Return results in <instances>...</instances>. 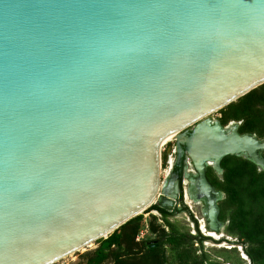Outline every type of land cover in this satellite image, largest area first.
Instances as JSON below:
<instances>
[{
	"label": "water",
	"instance_id": "water-1",
	"mask_svg": "<svg viewBox=\"0 0 264 264\" xmlns=\"http://www.w3.org/2000/svg\"><path fill=\"white\" fill-rule=\"evenodd\" d=\"M263 84L264 0H0V264H56L144 213L169 141L172 189L192 216L188 159L218 231L207 164L264 171V138L211 115Z\"/></svg>",
	"mask_w": 264,
	"mask_h": 264
},
{
	"label": "trees",
	"instance_id": "trees-1",
	"mask_svg": "<svg viewBox=\"0 0 264 264\" xmlns=\"http://www.w3.org/2000/svg\"><path fill=\"white\" fill-rule=\"evenodd\" d=\"M223 125L230 120H241L240 133L256 134L264 138V84L250 91L236 102L221 110ZM223 178L213 172L211 179L217 189L225 193L219 202L220 219L228 221L227 232L241 244H246L245 252L251 264H264V171L242 157L227 156L222 162ZM157 211L165 226L171 228L167 217L171 213L159 204H153L144 213L130 219L107 238L96 243L98 248L91 254L88 264H101L113 259V264H206L205 260L193 252L191 241L176 230L167 231L155 222L150 223L151 231L160 236L137 243L136 235L143 227L144 214ZM153 219L157 217L153 215ZM160 228V229H159ZM170 249L172 259L166 252ZM229 264L211 261L209 264Z\"/></svg>",
	"mask_w": 264,
	"mask_h": 264
},
{
	"label": "rangeland",
	"instance_id": "rangeland-1",
	"mask_svg": "<svg viewBox=\"0 0 264 264\" xmlns=\"http://www.w3.org/2000/svg\"><path fill=\"white\" fill-rule=\"evenodd\" d=\"M223 114L221 111L215 112L214 114L211 115L212 119H220L223 117ZM241 122V120H230L227 124H230L231 122ZM171 149V156L168 157L166 160V151L168 149ZM174 148H175V141H169L167 144L163 146L162 150V158H163V173H162V179L163 181L165 180V177L167 175V170L170 167V160L175 159V153H174ZM184 168L188 170V178L186 180H190L193 178V176L196 174L195 169H193V165H191L190 161L187 159L184 162ZM212 170V169H210ZM224 171L221 173L218 172L216 176L222 180ZM178 181H176L177 183ZM187 185H184V188L186 189ZM219 190V189H218ZM221 191V190H220ZM223 192V191H221ZM223 199L225 198V193L223 192ZM163 192L160 194L156 204L161 205V200L166 196ZM178 195V188L176 186L175 189L172 190L170 193L169 198L174 203V200H177L176 197ZM222 197V196H221ZM222 199V200H223ZM163 202H165V199H163ZM185 202L187 205L190 207V210L195 216V218L198 221V224L200 226V229L202 228V223L204 225V229L201 230V232H198L196 229V225L192 218L190 217L188 212H176L175 216H172L170 218L171 222L174 224V226L185 236H187V241H191V248L193 252H195L198 256L202 257L205 260L206 264H209L211 261H218V262H226L228 261L229 264H251V260L247 253L245 252V247L246 244H241L238 239H236L233 236H230L227 232V225L228 221H223L220 229L215 232L217 234L214 236V238H208V234L210 232H214L213 230L207 229V218L202 215V209L204 205L199 201V202H193L192 201H187L185 198ZM195 203V204H194ZM204 203V202H203ZM165 205H167L165 203ZM167 209V208H166ZM153 215L157 217V220L153 219ZM155 222L156 224L160 225V228H166L167 231H169V227L165 226V222L162 219L161 215L157 211H152L150 213L144 214V219H143V227L140 228L139 233L136 235V242L141 243L145 239L152 238V239H157L160 235L157 232H152L150 223ZM148 230H146V229ZM159 228V229H160ZM141 231L144 232L143 238H140ZM211 236V235H210ZM218 236V237H217ZM189 239V240H188ZM216 239V240H215ZM99 244L98 243H93L92 245L86 247L85 249L63 259L60 261L58 264H88V259L91 254L98 248ZM167 256L169 259H172V252L170 249L167 250L166 252ZM114 261L113 259L106 260L105 262L101 264H113ZM228 264V263H227Z\"/></svg>",
	"mask_w": 264,
	"mask_h": 264
},
{
	"label": "bare ground",
	"instance_id": "bare-ground-1",
	"mask_svg": "<svg viewBox=\"0 0 264 264\" xmlns=\"http://www.w3.org/2000/svg\"><path fill=\"white\" fill-rule=\"evenodd\" d=\"M213 121L215 120V119H212ZM232 124V123H231ZM235 126H237V125H235ZM235 126H233V127H229L228 125H227V127H226V131L228 132V131H231L232 129H234L235 128ZM172 139V137L170 138V140ZM186 160V159H185ZM175 159H171L170 160V167H169V169L167 170V175H166V177H165V180L163 181V184H162V187H163V193L166 195V200H165V203L168 205V206H172L174 203H173V201L171 200V198H169V196H170V193L172 192V187H171V184H170V181H171V179H170V177H172V176H174V169H173V166H174V164H175ZM208 167L210 166V167H212V168H214V170L215 171H217L218 172V169L216 168V164L214 163V162H209L208 164ZM261 169H264V165H262V167H261ZM195 172H196V170H195ZM183 175H184V185H187V187H186V189H185V198H186V200L187 201H192V203L193 202H199V201H202L201 199L202 198H197V197H194V195H193V189H196V185H197V182H198V180H197V178H198V175H197V172H196V174L193 176V178L192 179H190V180H186V178H188V170L186 169V168H183ZM171 187V188H170ZM176 188V186H174V189ZM179 192V191H178ZM196 195V194H195ZM197 196V195H196ZM221 196V195H220ZM221 198V197H220ZM195 204V203H194ZM205 208V206L203 207V209H202V215L204 216V217H206L205 216V214H207L206 213V209H204ZM207 219H208V217H206ZM221 223H219V225H218V230L220 229V227H221ZM202 228H201V230H203L204 228V225H203V223H202ZM208 235H211V236H213V235H217V234H215V232H210ZM214 237V236H213ZM218 237V236H217Z\"/></svg>",
	"mask_w": 264,
	"mask_h": 264
},
{
	"label": "flooded vegetation",
	"instance_id": "flooded-vegetation-1",
	"mask_svg": "<svg viewBox=\"0 0 264 264\" xmlns=\"http://www.w3.org/2000/svg\"><path fill=\"white\" fill-rule=\"evenodd\" d=\"M216 120V119H215ZM237 122V121H236ZM232 123V124H231ZM230 124H228V126L229 127H233V126H235V125H237L235 122H231ZM239 123V126L241 125V122H238ZM236 127V126H235ZM263 154V156H264V152L262 153ZM172 154H170L169 155V157L171 156ZM166 157V156H165ZM192 165V164H191ZM210 169H212V170H210ZM212 172L215 174H218V172L217 171H215L213 168H211V167H207V169H206V177H207V180H208V182L213 186V187H215V188H217L215 185H214V183H213V180L211 179L212 177H211V174H212ZM215 174V175H216ZM183 182H184V179H183ZM183 185H184V183H183ZM176 199L177 200H174V204L172 205V206H168V205H165V206H162L163 208H167V210L171 213V215L170 216H168L167 217V220L171 223V228H169V231H174V230H176L177 232H179V233H181L175 226H174V224L171 222V220H170V218L172 217V216H175V213L176 212H187L183 207H182V205H181V203H180V199H179V196H177L176 197ZM164 203V202H163ZM202 203V205H204V203L203 202H200V204ZM162 204V203H161ZM189 207V206H188ZM189 209H190V207H189ZM191 211V210H190ZM160 214V213H159ZM191 214H192V212H191ZM161 215V214H160ZM190 215V214H189ZM190 217L192 218V220L194 221V223H195V227H196V229L198 230V232H201V229H200V226H199V224H198V221H197V219L195 218V216H193V214H192V216L190 215ZM219 218H220V216H219ZM221 220V219H220ZM207 229H210L209 228V222H208V220H207Z\"/></svg>",
	"mask_w": 264,
	"mask_h": 264
},
{
	"label": "built area",
	"instance_id": "built-area-1",
	"mask_svg": "<svg viewBox=\"0 0 264 264\" xmlns=\"http://www.w3.org/2000/svg\"><path fill=\"white\" fill-rule=\"evenodd\" d=\"M146 229V228H145ZM147 230V229H146ZM148 231V230H147ZM145 234H144V232L143 231H141V234H140V238H143V236H144ZM59 263V262H58ZM58 263H56V264H58Z\"/></svg>",
	"mask_w": 264,
	"mask_h": 264
}]
</instances>
